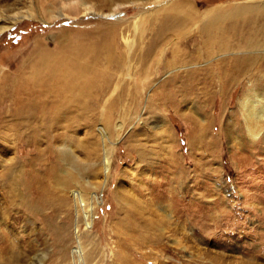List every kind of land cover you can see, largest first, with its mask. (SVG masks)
<instances>
[{"label": "rangeland", "instance_id": "obj_1", "mask_svg": "<svg viewBox=\"0 0 264 264\" xmlns=\"http://www.w3.org/2000/svg\"><path fill=\"white\" fill-rule=\"evenodd\" d=\"M75 1L0 0V125L15 106L11 84L42 50L54 49L61 35L118 16V39L124 43V37L140 34L139 12L159 6L157 0H114L112 5ZM189 1L201 14L245 0ZM124 68L131 75V60ZM154 73L150 71L154 81L141 90L139 101L125 99L113 106L108 123L95 112L107 103L101 101L93 113L87 112L97 116L90 127L82 122L74 130L65 128L70 121L64 120L74 115L69 111L54 125V141L33 164L42 172L54 165L53 176L41 178L46 201L37 211L20 212L14 224L21 264H264V142L255 138L254 148L245 130L225 126L239 118L232 111L241 87L226 93L223 114L220 94L186 101L177 111V96L163 98L157 90L171 71ZM184 112L199 124L211 121L215 144L192 142V122ZM260 125L264 133V119ZM15 142L1 157L9 163V157L19 155L23 170L16 174L24 190L22 181L31 179L25 159L35 149L24 140ZM42 184L30 181V191L38 193ZM77 191L83 196L79 205L72 196Z\"/></svg>", "mask_w": 264, "mask_h": 264}, {"label": "bare ground", "instance_id": "obj_2", "mask_svg": "<svg viewBox=\"0 0 264 264\" xmlns=\"http://www.w3.org/2000/svg\"><path fill=\"white\" fill-rule=\"evenodd\" d=\"M91 1L112 5L114 0ZM162 1H154V5L159 6L150 11L140 10L142 13L139 12L138 16L143 19L138 22L139 36L134 35L131 39L124 37V43H121L118 39L121 22L116 19L118 16H114L115 21L88 24L84 30L61 35L62 39L57 40L54 49L42 50L22 76L11 84L16 93L15 106L10 110L13 113L8 115L7 121L2 120L0 125L5 126V131L0 132V264H21L22 252L14 224L20 212L37 211L46 201L43 194L46 185L43 186L41 178L50 174L53 176L54 165L43 167L45 170L42 172L33 164L43 154V148L54 141L50 132L54 125L65 116L68 118L65 115L67 111L74 113L70 116L72 121L64 120L65 123L70 121L69 125L63 124L70 130L82 122L90 127L96 114L105 117L108 123L113 106L117 107L125 99L132 103L139 101L141 90L154 81L150 71H155L154 76L159 70L171 71L157 90L163 98L177 96L178 99L174 100L177 111L186 101H206L220 94L219 113L223 114L226 93L240 86L241 96L236 110L232 111L239 118L227 122L225 126L231 131L236 128L245 130L252 147L255 146V138L264 142L260 125V119H264V0L217 6L201 14L189 0ZM85 2L75 1L77 5ZM86 12L88 10L83 13ZM127 60L132 62L131 75L124 68ZM170 86L173 88L168 91ZM101 101L107 102L104 108L95 111V115H89ZM184 114L192 122V142L197 139L204 146L215 144L208 118H205V123L199 124L191 112ZM86 116L88 120L84 119ZM209 131L210 137L207 138ZM21 140L35 149V153L25 159L31 166V169H26L31 179H22L24 190L16 174H21L22 169L19 155L9 157V163L1 157V151L10 148V141L13 144ZM41 142H45L46 146L44 143L40 146ZM48 149L46 152H49ZM41 157L44 160L45 157ZM5 162L8 167L4 166ZM30 181H39L41 191L31 192ZM72 196L77 205L82 204L80 191L73 192ZM83 214L85 223H88L89 213L84 210ZM80 250L79 246L76 249L78 255Z\"/></svg>", "mask_w": 264, "mask_h": 264}]
</instances>
